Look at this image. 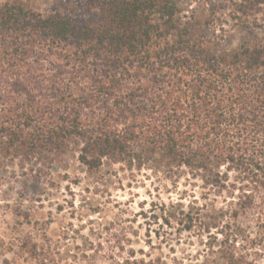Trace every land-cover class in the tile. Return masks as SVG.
I'll return each mask as SVG.
<instances>
[{
  "label": "trees",
  "instance_id": "trees-1",
  "mask_svg": "<svg viewBox=\"0 0 264 264\" xmlns=\"http://www.w3.org/2000/svg\"><path fill=\"white\" fill-rule=\"evenodd\" d=\"M229 1L230 18L257 29L232 46L205 38L179 0H76L81 9L49 13L0 2V154L74 143L88 172L119 165L200 189L143 215L196 231L195 254L145 253L115 229L107 251L85 239L74 263L257 264L240 240L264 236V0ZM40 240L17 239L30 264L68 262Z\"/></svg>",
  "mask_w": 264,
  "mask_h": 264
},
{
  "label": "rangeland",
  "instance_id": "rangeland-1",
  "mask_svg": "<svg viewBox=\"0 0 264 264\" xmlns=\"http://www.w3.org/2000/svg\"><path fill=\"white\" fill-rule=\"evenodd\" d=\"M4 1H17L41 13L65 7L81 9L76 0H0ZM179 2L184 19L191 15L190 22L202 25L196 28L207 39L232 46L241 37L257 33L256 28H249L250 24L241 28L230 18L234 3L229 0ZM207 15L209 23L204 20ZM256 17L258 25L264 24L263 11ZM248 19L252 23V16ZM76 150L77 145L70 143L58 154H0V262L30 264L17 249V239L30 235L67 252L69 260L65 264H84L73 260L83 241H101V250L107 251V239L115 229L129 237L134 249L168 260L202 249L196 231H180L177 225L168 227L160 219L155 222L143 216L153 212V204L187 203L198 198L200 189L193 185L192 178L182 177L171 184L148 170L131 172L119 165L88 172L77 161ZM223 204L218 199V205ZM246 219L241 218L243 224L253 225L251 216ZM252 235L240 240L241 245L257 264H264V236ZM96 264L113 263L100 257Z\"/></svg>",
  "mask_w": 264,
  "mask_h": 264
}]
</instances>
